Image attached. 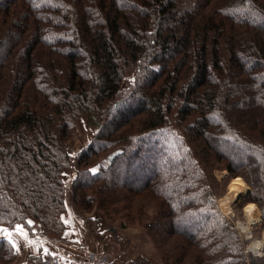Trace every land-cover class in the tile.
Listing matches in <instances>:
<instances>
[{
  "label": "trees",
  "instance_id": "trees-1",
  "mask_svg": "<svg viewBox=\"0 0 264 264\" xmlns=\"http://www.w3.org/2000/svg\"><path fill=\"white\" fill-rule=\"evenodd\" d=\"M85 115L99 126L72 154ZM151 149L145 177V161L119 174ZM214 167L264 203V0H0V225L60 236L76 170L73 206L145 226L163 264H264L218 207ZM39 249L30 264H67ZM17 255L0 239V264Z\"/></svg>",
  "mask_w": 264,
  "mask_h": 264
},
{
  "label": "rangeland",
  "instance_id": "rangeland-1",
  "mask_svg": "<svg viewBox=\"0 0 264 264\" xmlns=\"http://www.w3.org/2000/svg\"><path fill=\"white\" fill-rule=\"evenodd\" d=\"M126 82L127 84H129L128 83L129 78ZM98 126H99V123L93 118H91V116L89 115L88 116L85 115L79 118V120L75 124V127L73 128L72 135L68 141V151L72 154H77V152L81 148H83L85 145H87L90 142V140L93 138V135L96 132ZM155 139L156 137L149 138V141H147V144L149 145L150 141H153ZM149 148L151 147L147 146L145 150ZM140 154L141 155L138 156L139 159L133 158V160L131 161L132 162L131 164H134L135 162L137 164L135 163L133 166L129 168H124L118 171L119 174L120 172H123L122 177L126 175H132V172L138 169V163H141V161L142 162L145 161V163H147V167H146L145 172H143V174L138 175V177L143 176V175L145 177L146 176L145 174H147L149 170L154 169V165L152 166V162H154L157 165L161 164L160 160L158 159L156 150H153V149L147 150V153H145V151H142ZM107 163H108L107 160L100 159L98 164L106 165ZM65 173H64V178L66 175L68 180H73L76 175V170L67 171ZM210 175L214 181V185L216 186V188L212 190L216 194L215 196L216 203L218 207L220 208V210L224 214H226L225 216L233 222L236 228L237 234L239 235L242 241L244 252L247 255L253 256V255H256L255 254L256 251H260V253L264 255V251H263L264 244L258 250L251 248L252 242L256 239L262 238L264 235V225H263L264 203L261 202L262 199L261 200L259 199L258 202L252 201V200H249V201L246 200V198L255 189L253 188V185L247 182L244 179V177L237 176V177H241L244 179L246 183L245 192L242 194L241 197H237L233 199L232 202L230 203V209L225 210L221 205V199L227 196V194L229 193L230 191L229 184L232 181V179L235 177H231L225 180L224 177L227 176V171L222 168H218V167L212 168L210 171ZM246 176H248V174H246ZM144 177L139 178L138 180L140 181L142 179H145ZM116 181L117 182L115 183V185L119 183L122 184L121 178H118ZM250 202L256 205V208L258 209L260 217H259V220L255 224L252 225L251 233L246 235L242 231L240 227V223L241 221L243 220L246 221L247 219L245 207ZM66 203L71 205L73 209L79 210L80 212H82L83 215L90 217L88 218V220H92L93 222L91 221L92 223H89L87 221L88 225L86 226H87V229H89L91 234L94 233V235L96 236V232H98L97 240L99 241L96 240L95 236L88 237V239H90L93 242L92 244H95V246L93 248L87 246L85 248L86 250H89L91 252L104 251L105 254L108 255L109 257L110 264H126L129 260L135 259L139 255L146 258L149 262L153 264H163L164 262L163 255L161 254V252L159 251V249L153 242V239L151 238V235L149 231L145 228V226L141 225L140 223H136V222L132 224L124 225L122 220L110 217L97 204H95L91 210L84 211V210L78 209L77 207L73 206L74 204H72L71 202V199L69 197V190H67V194H66ZM147 209L149 210L150 213H153V214L155 213V208L153 207V205L152 206L147 205ZM203 219H204V214H202L199 218H197L195 223H197L198 225L200 222L203 221ZM187 224H192V223L191 221H189V223L187 222ZM21 226L26 228V226L24 225H21ZM0 228H6L9 230H13V227L9 228L4 225H0ZM189 229L191 228H188L187 230ZM117 235L121 236V238L119 239ZM57 237H48V238L54 239ZM114 237H117V239L113 241ZM13 238L17 239V243L20 247V251L18 252L17 259L12 264H30L29 256L38 251L39 249V247L37 246L38 243L36 242L35 246L29 247V246H25L22 238L18 239L15 233H14ZM28 238L36 240V238L35 237L33 238L32 236H28ZM110 239H111V243H110ZM116 241H118L117 244L115 243ZM112 245L114 246L116 245L114 250L112 248L113 247ZM98 247H102V248H98ZM175 251H176V247L173 248L174 254H175ZM75 252L81 253V251H75ZM67 264H70V263L67 262Z\"/></svg>",
  "mask_w": 264,
  "mask_h": 264
},
{
  "label": "crops",
  "instance_id": "crops-1",
  "mask_svg": "<svg viewBox=\"0 0 264 264\" xmlns=\"http://www.w3.org/2000/svg\"><path fill=\"white\" fill-rule=\"evenodd\" d=\"M64 180L66 182V188L67 190H69L73 180H68L66 175ZM63 218L69 219L70 224H65L66 227L61 233V235L54 239L48 238L46 235H43L40 232L35 231L34 229H27L24 227H22V229L28 232V236H32L33 238L34 237L36 238L38 247H42V248L47 247L48 249H50V251L55 252L57 256H61L63 261L67 262L68 259L66 258V256L68 254H73L75 253V251L83 250L87 246L93 248L95 244H92L93 242L90 239H88V237H93L95 235L94 233L91 234L86 226L88 225L87 220L90 217L83 215L82 212H80L79 210L73 209L71 205L67 204V210L64 213ZM66 232H69L71 234L66 236L65 235ZM97 236H98V232H96V236H95L96 240H97ZM118 238L120 239L121 236H118ZM116 239L117 237H114L113 241ZM110 243H111V239H110ZM115 243L117 244L118 241H116ZM112 246L114 250L116 245L115 246L112 245ZM98 248H102V247H98Z\"/></svg>",
  "mask_w": 264,
  "mask_h": 264
},
{
  "label": "bare ground",
  "instance_id": "bare-ground-1",
  "mask_svg": "<svg viewBox=\"0 0 264 264\" xmlns=\"http://www.w3.org/2000/svg\"><path fill=\"white\" fill-rule=\"evenodd\" d=\"M246 184L240 179L233 180L229 184V193L227 196L223 197L221 199V205L225 210L230 209V203L233 199L237 197H241L242 194L245 192ZM246 209V221L243 220L240 223V227L242 231L248 235L251 233L252 225L255 224L259 220V212L256 208V205L254 203H248L245 207ZM264 244V235L260 239H256L252 242L251 248H254L255 250H258L262 247Z\"/></svg>",
  "mask_w": 264,
  "mask_h": 264
},
{
  "label": "snow or ice",
  "instance_id": "snow-or-ice-1",
  "mask_svg": "<svg viewBox=\"0 0 264 264\" xmlns=\"http://www.w3.org/2000/svg\"><path fill=\"white\" fill-rule=\"evenodd\" d=\"M91 172L95 173L97 171L96 168H93L90 170ZM63 219V222L65 224H70V220L69 219ZM28 224H32L33 221H27ZM82 223V221H81ZM14 233L16 234V237L19 239V238H22L23 241H24V244L25 246H29V247H33L36 245V240L34 239H29L28 238V232L24 231L22 229V226L17 224V225H14L13 226V230H9V229H6V228H0V239L2 240H6L10 245L11 247L19 252L20 251V247L17 243V239H14L13 236H14ZM71 233L69 232H66L65 235H70ZM38 251H41V249H38ZM42 251L45 253V254H48V255H53L55 256L56 253L55 252H52L50 251V249H48L47 247L43 248Z\"/></svg>",
  "mask_w": 264,
  "mask_h": 264
},
{
  "label": "built area",
  "instance_id": "built-area-1",
  "mask_svg": "<svg viewBox=\"0 0 264 264\" xmlns=\"http://www.w3.org/2000/svg\"><path fill=\"white\" fill-rule=\"evenodd\" d=\"M35 230L37 232H40V227L36 225ZM79 251H81V253L75 252L66 256L71 264H110L109 257L105 254L104 251L91 252L89 250H86L85 248ZM255 254L262 255L260 251H256ZM59 259L62 260L61 256L59 257Z\"/></svg>",
  "mask_w": 264,
  "mask_h": 264
},
{
  "label": "water",
  "instance_id": "water-1",
  "mask_svg": "<svg viewBox=\"0 0 264 264\" xmlns=\"http://www.w3.org/2000/svg\"><path fill=\"white\" fill-rule=\"evenodd\" d=\"M29 220H30V221H33V220H31V219H29ZM29 220H28V221H29ZM30 225H34V222H33L32 224H30Z\"/></svg>",
  "mask_w": 264,
  "mask_h": 264
}]
</instances>
